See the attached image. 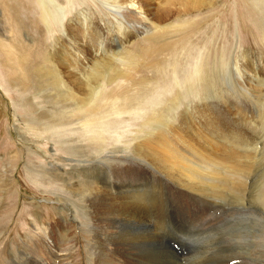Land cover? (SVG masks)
Returning a JSON list of instances; mask_svg holds the SVG:
<instances>
[{
  "label": "rangeland",
  "instance_id": "1",
  "mask_svg": "<svg viewBox=\"0 0 264 264\" xmlns=\"http://www.w3.org/2000/svg\"><path fill=\"white\" fill-rule=\"evenodd\" d=\"M40 1L0 0V264H36V257L40 263L49 258L53 264H99L101 255L106 264H122L126 256L129 264H264V0H194L199 6L181 15L170 7L175 14L163 17L159 28H145L141 34L129 30L119 48L113 43L118 56L110 65L111 76L118 71L125 76L111 83L102 80L95 95L98 116L87 113L89 108L74 109L69 123L65 118L54 121L59 118L54 107L62 108L54 106L56 88L42 91L33 85L37 83L28 73L36 65L26 46L51 45L80 12L101 32L109 27V37L116 36V21L108 11L113 9L105 5L111 0H56L64 15L60 22L49 15L50 37H43L35 32L39 28L43 34V28L34 27L42 26L36 14ZM7 19H16L19 28ZM150 22L148 17L146 24ZM97 57L107 63L103 55ZM20 59V68L30 75L29 87L10 68ZM64 84L66 89L71 83ZM83 116L89 121L78 120ZM162 116L169 123L160 129L171 143L180 133L193 144L197 136L193 139L191 132L201 129L215 138L247 140L251 152L239 156L252 173L242 194L228 196L225 188L214 189L218 195L183 192L176 184L180 176L165 175L162 164L139 158L137 144L151 130L144 123L152 119L160 125ZM187 116L197 126L187 124ZM157 137L150 135L151 144ZM74 144L84 145L90 156L75 154ZM205 146L215 159H223L209 143ZM179 148L188 153L187 159H196L187 144ZM77 159H98L97 168ZM116 166L129 170L114 171ZM130 197L136 198L133 205L147 210L142 223L126 219ZM64 247L68 251L60 255Z\"/></svg>",
  "mask_w": 264,
  "mask_h": 264
},
{
  "label": "bare ground",
  "instance_id": "2",
  "mask_svg": "<svg viewBox=\"0 0 264 264\" xmlns=\"http://www.w3.org/2000/svg\"><path fill=\"white\" fill-rule=\"evenodd\" d=\"M41 1H42V4L39 3L41 5V7L40 6H39V8L37 7V12L38 13H36V14H38L37 15L38 16V20L37 21L42 26H39L37 24V25H34V27H41V28H43L41 30V32L43 34L38 33L39 32L38 31L39 28H37L35 30V32L38 35H41L43 37H44V35H46L49 38L50 36H49L48 32L51 29V27L49 26V24L51 25L50 19H49V15L51 16L52 20L56 19L55 21H57V22L59 21L60 22L61 19H62V16L64 15V10L61 7H59V4H57L56 0H41ZM34 2H36V1H34ZM197 2L198 1H194V0H186V1H184V0H111V2L109 4L106 3L105 5L107 7L113 9V11L112 10H108V11L110 13H112V17L116 21V24L113 26L114 27V30L113 31L116 34L115 37L114 36L113 37H109L108 36V34L111 32V30H110L109 27L103 25V26H105L104 27V31L101 32L99 29H97V27L94 26V23L91 22V18L89 17L88 14L83 13V12H80V13L77 14V16H75V18L73 20L69 21L66 24V27H64L65 30H64L63 34H61V36L59 35L61 38L58 37L51 45L50 44L43 43L44 45L41 44L42 46H40V45H37V44H34V43L32 44L31 43L30 46H26V44H27L26 43L25 46L29 49V52H27V53H30L31 54V56L34 58V63L33 64L36 65L33 68L31 67L32 73H28V74H31L32 75L33 80H34V83L35 82L37 83V84H33V85H36L37 89L38 90H42V91H47V90H49L51 88H56V90L59 93V95H56L55 94L56 97H53V98H55V99H53V100H55L54 101V106L55 105H59V106L61 105L62 108L54 107L55 110H56V112H57V114H55V115H59L58 116L59 118L55 119L54 121L61 122V119L60 118H63V119L65 118L67 120V122L69 123V120L72 117L70 114L72 112H74L73 111L74 109L76 111H80V110H85V108H89L90 110L88 112L87 111L86 112L87 113L91 112V113L95 114L99 110V107L95 105V95H99L100 94L99 90L102 87V80H106L108 83H111L116 78H123L125 76V74L123 72H121V71H118V72H116L115 75L111 76V70L112 69H111L110 65L115 60H117L116 57L118 56L117 52L113 51V46H114L113 43L115 41L117 42V45L116 44L115 45L119 48L122 45V42H126L127 41L128 37H129V34H130L129 33V30L134 31V33H137V34H141L142 32H144V29L145 28H149V29L151 27L153 29L154 28H157V27L159 28V26H158L159 23H162L164 21L163 20V17L167 18L168 16L175 14L173 12H176V14H179V15L184 14V13H187V12H189L191 10V8H194V7L197 8L199 6L200 3H197ZM43 6H45V8H46L47 11H44L42 9ZM170 7L174 8L175 10L174 11L172 10L173 12H171ZM9 10H11V9H9ZM16 14L19 15L20 13L17 12ZM13 16H11V17L13 18ZM37 16H35V17H37ZM7 17L10 18L8 15H7ZM148 17H150V20H151L150 24H146V20H148ZM28 20H30V19H28ZM11 21L14 22V26L13 27L16 30V28L18 27V22L16 21V19L15 20H11ZM7 22H8L7 24H10V22L8 21V19H7ZM0 25H1V21H0ZM11 25H10V27H12ZM2 26L3 27L5 26L9 30V33L11 34V29L9 28L8 25L6 26L5 22H3V25ZM125 28H130V29H125ZM110 43H112L111 44V46H112V52L109 53V51H107V50H109L108 49L109 48L108 46L110 45ZM8 48H10V47H8ZM99 54H100V56L103 55V58L105 60H107V63H104L103 61H101V60L98 59L97 55H99ZM39 55H40V57H39ZM27 57L29 58V56H27ZM9 58H11L10 55H9ZM21 58H23V57H21ZM96 59H98V60H96ZM29 60H31V58ZM15 61H17V60H15ZM21 61H24V60L23 59H20L19 61L15 62V64L14 63L13 64H10V68H11L12 71L14 70V74H15L14 76L16 77L17 81L19 83H21L22 85L25 84L26 87H29V86H31L30 79H29L30 78V75L28 76V74L24 73V72H27L26 71V68H25V70H23L22 68H20V66L23 65V64L22 65H19ZM12 74H13V72H12ZM9 76H11V75L9 74ZM10 78H12V77H10ZM63 78H65L66 81L65 80L63 81ZM67 80H69V82L71 84H70V86L69 85L68 86L66 85V89H64L65 88L64 87L65 86L64 82H67ZM17 86H19V85H17ZM37 89H35V90L37 91ZM28 90L29 89H27V91ZM53 91H54V89H53ZM43 96H45V95H43ZM51 105H53V104H51ZM65 107L69 108V110H68L69 113L67 111H65ZM202 107H203V104H202ZM49 110H50V108H49ZM82 112H84V111H82ZM47 113H49V112H47ZM80 114H81V112H80ZM50 116H52V115L50 114ZM96 116H98V114ZM44 117H45V115H44ZM53 117H56V116H53ZM76 118L77 117H75L74 119H76ZM82 119H83V121L86 120V122L89 121V119H88L87 116L86 117L83 116L81 118L79 117L78 120H82ZM167 119L168 118L166 116H162L158 120V121H161L160 125L159 124L156 125L157 121H154L152 119L149 120L147 123H144V125L150 126L151 130L148 128L150 130L149 132L147 131V135H149V137H144L143 141L142 142H139L137 144L136 155L139 158H140V156L143 157V158H147V159L150 160V162H153L155 164L156 163L157 164H162L163 166L160 167V168L164 172V174L165 173H169V174H173V175H176V176H180V182H176V184L178 183V186L183 189V192L184 191H187L189 193H193L194 194V193H197V192H201L202 191V192H206L207 194H210V193L215 194V190L214 189H216V188H219V189L220 188H225L223 190L229 191V194H227L228 196L229 195L230 196L235 195V197H237L240 194H242V192L244 191V188L246 186V181H247L249 175L252 173L249 170V166L244 163V162H246V159L239 156L240 153H242V152L245 153V154H250V152H251L250 151V147H248L249 149L247 148V146L249 144L247 142V140H245L244 138H239V136H238V138H236V137H234L232 135L229 136V140H225V138H219V137L218 138H215L213 135L208 134V133H203L202 134L200 132L202 130L201 129L199 132L198 131L197 132L194 131V133L191 132V135L193 136V139H194L195 135L197 136V138L194 140L195 143H193V144H191L192 143V138L191 137L186 136V135H181L180 133L178 135H174V137L176 138V141H173L172 140L173 142L171 143L170 140L166 137L165 132H163L164 129H160V128H165V127L168 126V123L169 122L167 121ZM62 121L64 122L65 120H62ZM187 121L189 123H191L192 125L195 123L194 119L191 118V117H188V116L185 118V122L188 124ZM186 123H185V125H186ZM208 123H209V121H208ZM204 124L206 125V123H204ZM214 124L216 125V123H214ZM74 125H77V124H74ZM74 125H70V126H74ZM86 125L89 126V125H92V123H88ZM195 126H197L196 123H195ZM206 126H207V129H208V125H206ZM72 129H73V127H72ZM75 129H77V128H75ZM159 130H161V131H159ZM214 130L216 131V129H214ZM217 132H218V130H217ZM76 133H77V131H76ZM137 133L138 134L139 133H142V130H138ZM155 133L157 134L158 137H157L156 141L153 144H151L152 142H151L150 135L155 134ZM71 134H74V133H71ZM217 135H218V133H217ZM133 139L137 140L138 138L136 139V137H135ZM73 140H75V139H73ZM205 143H209L214 148L213 149L214 152L218 151L219 153H217V155H219V156L220 155H223V159L222 158L221 159H215L217 156L215 157V155L212 154V153L211 154L213 156H211V154H209L208 150L206 152L205 147L207 148V146H205ZM185 144H187V146H188V148L190 150H194L195 151V154H197L195 156L196 159H194V158L187 159L186 157H184L188 153L185 154L186 151L185 150H181L182 148L180 149L179 148V145H185ZM74 146H75L74 151L76 152L75 154H78L80 156H84L82 158H86V159L90 156L87 153V151L84 149V145L82 147L80 144H74ZM158 148H161V150L158 149ZM82 149H84L85 152L82 151ZM80 152H83V153L81 154ZM188 156H190V155H188ZM86 159H84V160L77 159V160H74V162L84 163V164H87V165H92V169L93 170L97 168V166L94 163L98 159L95 162H94L95 159H93L92 162L91 161H88ZM132 160H135V159L133 158ZM236 161L239 162L240 165L237 164ZM96 163H98V162H96ZM209 167H211V168H209ZM155 169H156V167H155ZM127 170H129V169L128 168H125V167L123 168L122 166H116V167H114V171H118V172L119 171H127ZM99 174H100V172H99ZM164 174H163V177H167V176H164ZM214 176H221L222 178H219L218 177L219 178V180H218ZM256 176H257V174H256ZM256 176H255V179H256ZM95 177H97V176H95ZM259 180H260V178L258 176L257 184H256V186L253 189L254 192H256L257 187L259 186V183H258ZM96 184H97V182H96ZM110 187H109V190H110ZM121 187H123V186H121ZM109 192H111V191H109ZM117 192H119V191H117ZM217 193L218 192L216 191V194ZM128 194H130V193H128ZM254 198H256V197H254ZM103 199L105 200V198H103ZM133 200H136V198H131L130 197V200H129V203H128L129 205L128 204H125V206H126V208H125V214L128 217L126 219H127V221L129 220V221H132V222H135V223H142L147 218V210H146L145 207L141 206L140 203H137L136 205H133L132 204ZM199 200L202 202L201 199H199ZM94 201H95V199H94ZM99 201H101V200H99ZM121 201H123V200H121ZM95 204H97V203H95ZM198 204H199V202H198ZM101 205H103V202H102V204H100V206ZM109 207H110V205H109ZM101 208H103V207H101ZM150 209L152 210L153 208H150ZM94 210H96V209H94ZM118 210H116V211L119 213ZM67 211L70 214H73V212H72L71 209L70 210L67 209ZM110 211H112V210H110ZM114 213H115V210H114ZM105 215H106V213H105ZM105 215H103V216H105ZM122 220L123 219H121V221ZM127 224H128V222H127ZM108 227L110 228V226H108ZM126 230H128V229H126ZM151 230H152V228H151ZM105 231H106V229H105ZM110 232H112V231H110ZM143 233H144V231H143ZM126 235H128V234H126ZM116 237H117V235H116ZM136 237L138 238V236H136ZM44 239H46V238L44 237ZM67 240H68V238H67ZM107 240H110V239H107ZM140 242H142V240ZM129 243H131V242H129ZM136 244H137V242H136ZM160 244L163 245L162 243H160ZM151 246H152V244H151ZM66 250L68 251L67 247L62 248L60 250V252H61L60 255H64V253H65ZM150 252H151V250H150ZM106 253H108V252H106ZM159 253H161V252H159ZM103 256L104 255H101V257H100V263L99 264H106V261H105V263L102 261ZM118 256H116V257H118ZM116 257H114V258H116ZM129 262L130 261H129V257L128 256L124 257L123 260H122V264H129ZM35 263L36 264H39L40 263V260L37 259V257H36ZM157 263H159V262H157ZM40 264H53V263H51V261H49V258H47V259H42V261H41ZM154 264H156V263H154ZM195 264H196V262H195Z\"/></svg>",
  "mask_w": 264,
  "mask_h": 264
}]
</instances>
